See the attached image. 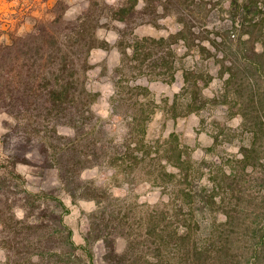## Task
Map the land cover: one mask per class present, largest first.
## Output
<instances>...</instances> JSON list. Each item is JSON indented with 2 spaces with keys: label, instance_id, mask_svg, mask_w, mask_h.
Masks as SVG:
<instances>
[{
  "label": "trees",
  "instance_id": "obj_1",
  "mask_svg": "<svg viewBox=\"0 0 264 264\" xmlns=\"http://www.w3.org/2000/svg\"><path fill=\"white\" fill-rule=\"evenodd\" d=\"M97 5L91 0L75 20L58 12L0 44V114L14 121L6 120L0 142V264H96L97 243L103 264H264V0ZM104 16L124 25L118 45L128 67L121 63L116 74L146 62L170 82L182 72L165 113L209 121L213 142L201 160L175 133L147 140L158 105L140 84L111 96L112 113L128 121L122 139L110 137L93 109L99 93L87 85L90 53L105 44L96 35ZM166 19L177 23L175 32L125 41L136 27ZM211 108L224 119L207 115ZM235 117L240 124L228 125ZM19 164L41 180L55 171L57 186L30 189ZM92 169L158 187L165 198L142 212L83 179ZM60 192L95 202L81 244Z\"/></svg>",
  "mask_w": 264,
  "mask_h": 264
},
{
  "label": "rangeland",
  "instance_id": "obj_2",
  "mask_svg": "<svg viewBox=\"0 0 264 264\" xmlns=\"http://www.w3.org/2000/svg\"><path fill=\"white\" fill-rule=\"evenodd\" d=\"M91 0H0V44H10V36L24 35L40 23H47L53 21L58 12H63V19L75 20L80 16L87 4ZM98 2L99 9L108 5L116 4L121 0H95ZM142 1V0H140ZM229 2V0H225ZM108 9L106 8L105 11ZM96 35L100 41H103L102 47L91 51L89 56V63L91 69L87 73L88 88L94 92H98V100L93 105L94 111L100 116V121L109 130L110 137L115 140H120L127 131V121L123 117H118L112 113L111 96L115 89L124 90V96L128 89V84H140L147 87L149 94L147 98L154 99L158 107H154L156 113L147 126V140H155L160 138L163 140L169 134L175 133L179 140L193 148L192 157L201 160L205 156V149L211 146L213 137L211 135L212 127L209 121L201 122V117L196 114H191L183 117L174 118L167 115L165 110L170 105L174 94L178 93L183 84L182 72L177 71L175 78L170 82L167 78H161L155 73L150 74V65L148 62L144 63L142 69H136L135 72H127V68L118 74L115 73L117 67H121L124 63L128 67L126 56L121 53L119 44V37L121 39L123 23L116 21L109 17H102L99 21ZM177 23L171 19L161 20L160 27L152 24H143L127 33L125 41H130L133 36L138 38H155L159 39L175 32ZM176 52L182 53L183 50L176 49ZM130 53V50H128ZM122 59L123 62H122ZM141 71V72H140ZM28 73L25 72L24 76ZM140 73V74H139ZM137 74V75H136ZM23 76V77H24ZM119 78L120 81H119ZM120 83H119V82ZM218 85L215 80L211 86L206 90L211 92ZM166 103H169L168 106ZM208 114H214L220 119L223 113L220 108H211L207 111ZM6 120L14 123L13 119L7 115L0 114V142L2 140V133L6 128ZM224 121V120H223ZM228 125L238 126L240 118H233L227 121ZM63 134L70 133V129H62ZM233 152L236 148H233ZM1 157V144H0ZM17 171L25 176L27 186L32 190H38L40 187H56L57 179L55 171H47L46 178L41 180L36 176L35 169L19 164ZM83 179H93L97 184H104L115 197L124 199L128 197L127 203L136 205V209L142 212L149 209L152 205L165 198V193H160L158 187L151 185H144L140 180L136 184L129 185L122 182L120 176L114 175L112 170L92 169L82 173ZM126 193V194H123ZM162 194V195H160ZM64 203L70 209L68 215L65 216V222L72 228L73 239L75 243H83V236L89 226V216L95 210L96 205L94 201L78 200L73 202L72 199L60 192ZM161 196V197H160ZM95 263L103 264L102 256L104 254V247L101 243L94 246ZM2 251L0 250V258Z\"/></svg>",
  "mask_w": 264,
  "mask_h": 264
}]
</instances>
